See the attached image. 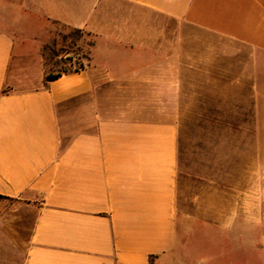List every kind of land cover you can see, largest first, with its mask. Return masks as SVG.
Returning a JSON list of instances; mask_svg holds the SVG:
<instances>
[{
  "label": "crops",
  "instance_id": "1",
  "mask_svg": "<svg viewBox=\"0 0 264 264\" xmlns=\"http://www.w3.org/2000/svg\"><path fill=\"white\" fill-rule=\"evenodd\" d=\"M57 25L90 42L46 81ZM216 78L264 96V0H0V264L166 262L178 127L150 98Z\"/></svg>",
  "mask_w": 264,
  "mask_h": 264
},
{
  "label": "rangeland",
  "instance_id": "2",
  "mask_svg": "<svg viewBox=\"0 0 264 264\" xmlns=\"http://www.w3.org/2000/svg\"><path fill=\"white\" fill-rule=\"evenodd\" d=\"M159 23L182 30L184 45L207 39L189 27ZM89 40L57 25L42 49L47 74L79 69ZM244 56L249 62L251 53ZM202 81L185 85L177 98H150V107L178 127L177 248L163 264H264V96H252L250 85H223L222 78ZM255 237L261 238L255 252L233 243ZM209 240L216 242L211 251Z\"/></svg>",
  "mask_w": 264,
  "mask_h": 264
},
{
  "label": "trees",
  "instance_id": "3",
  "mask_svg": "<svg viewBox=\"0 0 264 264\" xmlns=\"http://www.w3.org/2000/svg\"><path fill=\"white\" fill-rule=\"evenodd\" d=\"M77 32L80 33L79 31H77ZM61 74L62 73H56V74H53V75H47L45 79H46V81H53V80L58 79L61 76ZM0 199H5V198L0 197Z\"/></svg>",
  "mask_w": 264,
  "mask_h": 264
}]
</instances>
